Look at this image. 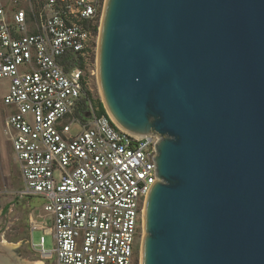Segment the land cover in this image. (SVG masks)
Here are the masks:
<instances>
[{
    "label": "water",
    "instance_id": "water-1",
    "mask_svg": "<svg viewBox=\"0 0 264 264\" xmlns=\"http://www.w3.org/2000/svg\"><path fill=\"white\" fill-rule=\"evenodd\" d=\"M95 70L159 138L139 264H264V0H104Z\"/></svg>",
    "mask_w": 264,
    "mask_h": 264
},
{
    "label": "built area",
    "instance_id": "built-area-1",
    "mask_svg": "<svg viewBox=\"0 0 264 264\" xmlns=\"http://www.w3.org/2000/svg\"><path fill=\"white\" fill-rule=\"evenodd\" d=\"M103 1L0 0L3 133L20 196L51 217L31 230L54 248L40 236L32 249L55 264H139L144 197L158 181L156 135L136 140L90 104L82 111Z\"/></svg>",
    "mask_w": 264,
    "mask_h": 264
},
{
    "label": "rangeland",
    "instance_id": "rangeland-1",
    "mask_svg": "<svg viewBox=\"0 0 264 264\" xmlns=\"http://www.w3.org/2000/svg\"><path fill=\"white\" fill-rule=\"evenodd\" d=\"M1 2L7 3L8 0H1ZM95 60L96 46L89 58V65L86 67V88L93 99H100ZM6 87L7 83L0 80V243H2V248L0 246V264H32L38 260L43 261L44 264H55L54 255L51 259L42 260L31 246V242L37 245L40 236H43L44 250L49 252L54 248V239L51 234H44L41 230H31L32 221L36 223L45 221L46 225L51 227V217L41 211L42 199L20 196L19 194L22 183L18 165L11 146L3 133V121L6 113L10 110L2 102ZM79 130L80 127L73 126L72 133L79 132Z\"/></svg>",
    "mask_w": 264,
    "mask_h": 264
},
{
    "label": "trees",
    "instance_id": "trees-1",
    "mask_svg": "<svg viewBox=\"0 0 264 264\" xmlns=\"http://www.w3.org/2000/svg\"><path fill=\"white\" fill-rule=\"evenodd\" d=\"M87 104H90L92 106V108L95 109L97 117H105L109 120V117L107 116V113H106L100 99H93L91 97L90 93L86 89L84 99L82 101V111L83 112H84L85 108H87Z\"/></svg>",
    "mask_w": 264,
    "mask_h": 264
},
{
    "label": "bare ground",
    "instance_id": "bare-ground-1",
    "mask_svg": "<svg viewBox=\"0 0 264 264\" xmlns=\"http://www.w3.org/2000/svg\"><path fill=\"white\" fill-rule=\"evenodd\" d=\"M3 244H5V243H3ZM7 244V243H6ZM8 245V244H7ZM32 264H44L41 260H38V261H35L34 263H32Z\"/></svg>",
    "mask_w": 264,
    "mask_h": 264
},
{
    "label": "crops",
    "instance_id": "crops-1",
    "mask_svg": "<svg viewBox=\"0 0 264 264\" xmlns=\"http://www.w3.org/2000/svg\"><path fill=\"white\" fill-rule=\"evenodd\" d=\"M43 262V261H42Z\"/></svg>",
    "mask_w": 264,
    "mask_h": 264
}]
</instances>
